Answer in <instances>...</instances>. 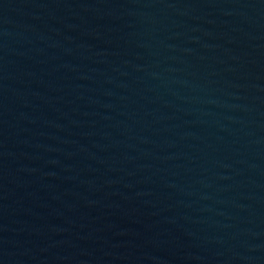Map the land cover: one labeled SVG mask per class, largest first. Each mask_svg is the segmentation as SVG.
I'll return each instance as SVG.
<instances>
[{"label":"water","instance_id":"obj_1","mask_svg":"<svg viewBox=\"0 0 264 264\" xmlns=\"http://www.w3.org/2000/svg\"><path fill=\"white\" fill-rule=\"evenodd\" d=\"M0 264H264V0H0Z\"/></svg>","mask_w":264,"mask_h":264}]
</instances>
